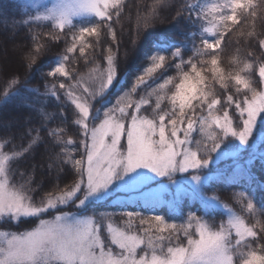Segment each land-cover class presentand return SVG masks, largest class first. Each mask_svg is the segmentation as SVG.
Listing matches in <instances>:
<instances>
[{
	"label": "snow or ice",
	"instance_id": "6c2138e0",
	"mask_svg": "<svg viewBox=\"0 0 264 264\" xmlns=\"http://www.w3.org/2000/svg\"><path fill=\"white\" fill-rule=\"evenodd\" d=\"M90 14L99 19L74 22V18ZM120 16L121 0H64L46 8L45 15L23 21H52V39L58 40L61 34L66 38L58 65L46 74L66 79L52 83L50 88L45 86L44 95L63 103L62 92L75 106V123L80 126L77 131L83 135L76 147H82L83 153L75 159L62 149L64 154L56 159L72 164L76 173L73 183L56 194L48 193L37 205L26 195V185L17 189L10 184L9 165L34 151L38 137H29L27 146L21 144L19 150L13 146L5 151L11 141L0 143V218L42 217L51 215L49 210L59 213L50 220L41 218L30 231H0V264H264V254L251 246L264 241V220L252 223L228 209L226 222L216 225L212 219L216 209L228 205L208 194L218 182H239L237 174L213 173L210 161L231 138L247 144L264 114V90H259L252 79L258 72L259 84L264 85V0L185 2L176 9V17L199 28L198 36L192 33L191 50L180 41L167 55L158 51L149 56L150 63L142 74L101 113L93 101L113 86L122 68L113 48L99 53L106 67L93 61L87 80L68 65L77 55L85 62L94 58L104 36L116 41L113 23H119ZM142 19L148 27L158 17L153 13ZM238 27L242 29L240 35L250 38V50H245L243 59H235L234 70L226 74L220 66V55ZM87 37L94 38V42ZM42 47L36 48L35 55L28 54L29 68L36 64ZM172 67L176 76L167 75ZM152 84L156 87L151 88ZM215 85L222 91L218 92ZM21 87L36 91L30 87L27 73L21 78L12 74L10 80L6 78L0 84V101ZM141 88L145 95H140ZM133 94L140 99H132ZM21 103L31 104L27 98ZM144 105L151 107L149 115L141 114L148 112ZM63 132L57 128L48 135L66 148L74 141L71 137L64 139ZM157 178L159 190L152 192L146 205L154 209L170 198L180 209L182 223H167L159 214L145 217L135 211L119 216L105 211L93 215L86 212L87 203L107 193L116 182H121L118 188H136ZM239 196L244 211L255 217L252 196L245 197L244 192ZM185 200H197L201 211L190 210L185 217ZM59 205H71L76 212H65ZM259 215L264 216V208ZM137 220L148 227L137 232ZM260 251L264 252V244Z\"/></svg>",
	"mask_w": 264,
	"mask_h": 264
},
{
	"label": "trees",
	"instance_id": "16d2710c",
	"mask_svg": "<svg viewBox=\"0 0 264 264\" xmlns=\"http://www.w3.org/2000/svg\"><path fill=\"white\" fill-rule=\"evenodd\" d=\"M203 1L200 0L201 3ZM185 2H191V0H121L120 21L113 23L117 40L112 41L110 36H104L101 45L96 49L94 58L85 62L78 55L74 56L68 67L80 74H85L90 70L94 66L93 61L95 64L105 67L106 61L99 53L108 47H112L118 60L122 62V68L114 86H120L119 90L124 89V87H131L136 76L141 74L144 67L150 63L149 56L155 52L159 51L161 54L167 55V52L174 50L180 41H185L188 49L191 50L192 33L195 32L198 36L199 28H193L186 20L176 17V9ZM153 13L158 19L152 20L148 27H145L142 18L151 17ZM30 17V9H27L19 0H0V84L6 78L10 80L12 74L21 78L27 73L30 87L36 89L35 92H31L26 87H21L18 92L12 93L0 101V142L11 141L6 145L5 151H9L13 146L19 150L21 144L27 146L29 137H38L33 146L34 151L26 154L22 159L17 158L19 159L18 162L14 160L10 163L9 176L12 184L20 187L26 185L28 196L31 194L32 201L39 203L44 193L55 192L58 188H66L73 183L76 173L72 164L62 163L56 157L58 154L63 155L62 149H65L67 152H71L73 158L79 159L80 154L83 153V148H77L76 145L83 139V135L77 131L80 126L75 123L76 110L71 101L64 98L62 92L63 103L56 97L44 95L45 86L50 88L52 83L66 79L64 77H46V74L55 69L57 62L60 61L66 48V38L61 34L58 40L52 39L49 35L50 31H55L52 27V21L40 20L32 21L29 24L23 23ZM98 19L94 16L77 17L74 22L81 20L82 23H90ZM115 20L116 17L113 16V21ZM260 30L261 25L258 17L257 31ZM240 31L242 29L238 27L236 31L230 34V43L220 55V66L226 74L234 70V60L243 59L245 50H250V38L240 35ZM67 39L70 40V37ZM86 40L94 42L92 37H87ZM195 43L199 44L198 38L195 39ZM13 46L15 50L11 51ZM38 46H43L42 50L36 57V64L29 68L27 56L29 53L35 55ZM5 47L8 50L2 54V48ZM91 51L92 49H89V52ZM167 75L176 76L175 68H169ZM252 79L255 86L262 90L263 85L259 84L258 72L252 76ZM154 87L156 85L152 84L151 88ZM215 87L218 92L222 91L219 89V85H215ZM151 88L148 91H151ZM109 93L110 91L95 100L94 106L97 108V104L102 102ZM25 94H27L26 97ZM145 94L144 89L141 88L140 95ZM0 95H2V89H0ZM25 98L31 104L21 103ZM133 99L139 100L140 96L133 94ZM32 104L35 107H32ZM142 107L148 108V112L141 114L149 115L151 113L149 105ZM262 117L263 120H260L262 122L258 125V133L248 142L247 147L241 148L236 155L219 157V160L210 161L209 164V170L213 173L218 172L226 176L233 173L237 174L239 182H218L208 194L219 197L222 204L228 205V209L234 210L237 215L242 216L246 221L251 220L252 223H256L257 220H264V216L259 215L261 208H264V114ZM13 118L18 120L17 123H14ZM41 122L43 127H41ZM33 128L36 131H32ZM57 128L64 129L62 133L64 139L71 137L74 143L65 148L62 142L48 135L51 130ZM193 135L199 138L198 133H193ZM237 146V139L231 138L221 146V150L235 149ZM215 158L216 155L214 154ZM50 164L52 167H49ZM240 192H244L245 197L249 194L252 196L253 203L256 204L255 217L244 211V204L241 202L243 198L239 196ZM182 204L185 217L190 210L201 211V205L197 200H185ZM62 209L63 211L76 212V209L71 205L63 206ZM101 211L115 213L117 216L121 212L127 211L139 212L145 217L159 214L165 218L167 223L179 224L183 222L177 204L170 206L168 203H162V205L150 209L141 203L117 202L107 199V201H96V203L88 204L86 207V212L91 215ZM212 219L216 225H219L226 222L228 213L223 207H219ZM35 221L33 218L23 220L20 225L12 224L9 229L19 232L25 231V229L35 225ZM9 224L4 226L8 227ZM142 227H148V225H140L137 220L136 231L139 232ZM262 244L264 241H256L251 246L257 250L258 254H264L260 251Z\"/></svg>",
	"mask_w": 264,
	"mask_h": 264
},
{
	"label": "rangeland",
	"instance_id": "374dc122",
	"mask_svg": "<svg viewBox=\"0 0 264 264\" xmlns=\"http://www.w3.org/2000/svg\"><path fill=\"white\" fill-rule=\"evenodd\" d=\"M19 1L22 2L27 9H30L31 16H35V15H41L42 16V15H45L46 14V8H51V7H53L54 5H56L58 3L64 2V0H19ZM204 2H206V0H204L203 3ZM207 2H212V0H207ZM88 16H94V15L90 14V15H86L84 17H88ZM75 19H77V17L74 18V20ZM12 43H13V41H12ZM7 50H8V48H6V47L2 48V51H1L2 54H4ZM14 50H15V47L13 46L11 48V51H14ZM23 62H24V60H23ZM58 62H57V65H58ZM92 68H90V70H88L85 74H83L85 76L86 80H87V77L90 74ZM88 83H91V81H88ZM114 85H115V81L113 82V86H110L105 91V93H107L108 91H110V93L105 98H103L102 102L97 104V106H98L97 108L100 110L101 113L103 111H105L107 108L111 107L113 104H115L116 99L119 96H122L124 91H127L130 88V87H124V89L119 90L120 86H114ZM118 90H119V92H117ZM262 90H264V85H263V89ZM105 93H103L102 95L97 97L95 100L99 99L100 97H103V95H105ZM132 99H133V97H132ZM15 119L16 118H13L14 123L15 122L17 123L18 120L17 119L15 120ZM260 120H263V117L258 119L256 128L254 129V132H253L252 136L249 138V141L252 140L256 136V134L258 133V125L262 122ZM0 143H2V142H0ZM237 144H238V146L235 149L219 150V155L215 154L216 158L213 159L211 162H216V160H219V157H227V156L236 155L237 152L241 148H245V147L248 146V143L247 144H241L238 139H237ZM159 179L160 178H157V180H155V181H150L147 184L140 185L139 187H136V188H118L117 185L120 184L121 182H116V183H114L113 186H111L110 190L107 193L101 195L99 198L90 200L87 203L86 207L88 206V204L96 203V201H102V202L103 201H107V199H112L113 201H117V202L118 201H122V202H133V203H139V204L141 203V204L147 206L146 205V201L151 196L152 192L155 191V190H159L158 189V181H159ZM9 180H10V184L12 186H15L17 189H20V186L12 184L10 176H9ZM58 189H64V188L62 187V188H58ZM58 189L55 192H52V193L56 194ZM47 194L48 193H44L41 196V199L42 198H46ZM26 195H28L27 192H26ZM29 197L32 198L31 194H30ZM33 203L39 204L40 202L39 203L33 202ZM165 203H168L170 206H174V204H176V202H173L170 198ZM160 205H162V204H160ZM58 207L62 208L63 205H59ZM224 210L227 211L228 217H229L228 208H224ZM49 211H50L51 215H47L46 214V215H43L42 217L21 216V217H19L17 219H9L8 217L0 218V231H5V232H8L9 234H12V233H17L18 234V233H21V232L30 231V230H32L34 227H36L39 224V220L41 218L50 220V219L53 218L54 215L59 214V213L55 212V210H49ZM231 211H232V213L237 215V213L234 210H231ZM65 212H68V211H65ZM88 215H91V214H88ZM31 218L36 220L35 221V225L30 226L31 228L29 227V228L25 229V231H20V232L17 231V230L14 231V230H10L9 229V227L12 224L17 226V225H20V222H22L23 220H31ZM5 224H9L8 227L4 226ZM6 227H7L8 230L4 229ZM157 251L159 252V250H157Z\"/></svg>",
	"mask_w": 264,
	"mask_h": 264
}]
</instances>
